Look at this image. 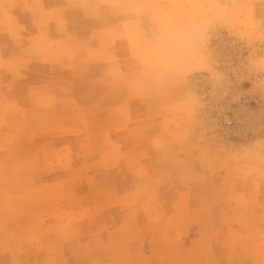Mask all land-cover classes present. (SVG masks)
Segmentation results:
<instances>
[{
	"label": "rangeland",
	"instance_id": "obj_1",
	"mask_svg": "<svg viewBox=\"0 0 264 264\" xmlns=\"http://www.w3.org/2000/svg\"><path fill=\"white\" fill-rule=\"evenodd\" d=\"M15 1L46 18L71 81L34 104L44 146L38 121L3 114L0 238L43 209L66 251L109 264H221V245L264 258V0ZM38 163L49 183L26 179Z\"/></svg>",
	"mask_w": 264,
	"mask_h": 264
},
{
	"label": "crops",
	"instance_id": "obj_2",
	"mask_svg": "<svg viewBox=\"0 0 264 264\" xmlns=\"http://www.w3.org/2000/svg\"><path fill=\"white\" fill-rule=\"evenodd\" d=\"M14 7L6 11L7 17H0V22L7 25V30H0V95L2 96L5 107L13 106L14 113L0 112V121L3 114L6 120L19 121H38V129L31 132V135L41 138L36 141L37 145L44 146L46 133L43 132L44 122L48 121L47 113L39 108H35L34 104L45 101V96L52 93L54 96L61 98L60 89L66 88L70 82V72L59 68L60 64L51 65L48 58V49L44 48L45 33L44 25L35 27L34 22L44 23L43 19H34L32 14L26 12L15 0ZM2 0H0L1 7ZM17 3V4H16ZM43 11L58 9L62 3L60 0H41ZM25 6L28 9L38 7L34 0H25ZM10 18V19H8ZM50 25V22L47 23ZM49 39V36L48 38ZM37 42V49L33 50V43ZM42 45V47H41ZM82 69V66L79 67ZM59 71L62 74L59 77L51 78V71ZM52 90V92H51ZM47 98V97H46ZM41 123V124H40ZM27 131H30L27 129ZM28 134V133H27ZM21 134H17L19 136ZM3 132L0 131V138ZM1 166V161H0ZM40 168L42 173L40 176ZM39 177H26L32 180L33 184L48 182L49 173L44 170V164L38 163ZM18 181L22 177L15 175ZM32 213L25 220L26 225H20L24 220L18 219L10 223L7 228L11 234L8 241L0 238V264H83L87 260L89 264H109L112 257L103 255L101 257L83 258L78 255L76 250L66 251L65 245L58 238L61 230H56L57 226L54 221L49 219V211L43 209L27 210ZM52 224L53 235H50ZM59 228V226H58ZM2 227L0 226V232ZM253 241L251 240L250 244ZM77 245L76 242L72 243ZM81 242L79 241V246ZM6 249L10 251L4 253ZM227 249V248H226ZM232 256V257H231ZM149 256L146 259H150ZM156 263V262H155ZM221 264H264V258L254 257L251 253L248 255L247 250L241 249L240 255L235 252L225 250L221 245Z\"/></svg>",
	"mask_w": 264,
	"mask_h": 264
}]
</instances>
